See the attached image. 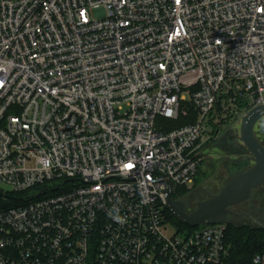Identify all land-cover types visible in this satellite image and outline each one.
<instances>
[{
    "label": "built area",
    "instance_id": "obj_1",
    "mask_svg": "<svg viewBox=\"0 0 264 264\" xmlns=\"http://www.w3.org/2000/svg\"><path fill=\"white\" fill-rule=\"evenodd\" d=\"M259 107L264 0H0V264H264L226 222L164 230L171 185Z\"/></svg>",
    "mask_w": 264,
    "mask_h": 264
},
{
    "label": "rangeland",
    "instance_id": "obj_2",
    "mask_svg": "<svg viewBox=\"0 0 264 264\" xmlns=\"http://www.w3.org/2000/svg\"><path fill=\"white\" fill-rule=\"evenodd\" d=\"M242 120H235L227 127H224L220 139L210 146L200 163L199 171L195 179L194 186L186 189L191 190L187 194H177L176 200L183 201L186 208L195 212L200 203L211 200L218 196L230 182L239 173L252 168L255 163L252 161V155L241 142ZM255 134L258 140L264 145V124L255 127ZM34 162H28V167H33ZM5 191L10 192V188L4 187ZM176 193L174 194L175 197ZM237 213L236 216L228 215L226 223L244 230H264V184L259 187L255 193L245 201L228 207ZM166 215L164 230L168 237L175 234H188L204 227H189L175 222ZM188 227V226H187Z\"/></svg>",
    "mask_w": 264,
    "mask_h": 264
},
{
    "label": "water",
    "instance_id": "obj_3",
    "mask_svg": "<svg viewBox=\"0 0 264 264\" xmlns=\"http://www.w3.org/2000/svg\"><path fill=\"white\" fill-rule=\"evenodd\" d=\"M263 116L264 107L255 108L242 119L241 125L240 140L252 155L255 165L228 182L218 196L198 204L197 210L189 214L183 201L174 200L171 185L167 192V209L178 223L188 227L224 223L232 214L227 208L247 200L253 190L264 183V145L255 134V127Z\"/></svg>",
    "mask_w": 264,
    "mask_h": 264
},
{
    "label": "trees",
    "instance_id": "obj_4",
    "mask_svg": "<svg viewBox=\"0 0 264 264\" xmlns=\"http://www.w3.org/2000/svg\"><path fill=\"white\" fill-rule=\"evenodd\" d=\"M189 113L187 116H180L176 121H164L166 131L181 128L186 125H191L197 120V112L193 109L191 105L188 106ZM191 190L186 188H177L174 200L177 198V194L183 195L189 193ZM4 198L0 193V203L3 204ZM168 217L174 219L173 216L167 211ZM177 222V221H175ZM178 223V222H177ZM181 225V224H180ZM187 229L189 227L185 226ZM228 242L232 246V253L235 262L237 263H249L252 257L264 250V230L263 229H253L244 230V228H237L231 226L228 223Z\"/></svg>",
    "mask_w": 264,
    "mask_h": 264
},
{
    "label": "flooded vegetation",
    "instance_id": "obj_5",
    "mask_svg": "<svg viewBox=\"0 0 264 264\" xmlns=\"http://www.w3.org/2000/svg\"><path fill=\"white\" fill-rule=\"evenodd\" d=\"M263 184H264V183H263ZM263 184H262V185H263ZM259 187H261V185H260ZM259 187L255 188V189L253 190V193H255V191H256ZM230 210H231L230 212H232V214H231L232 216H236V215H237V213H236L235 211H233L232 209H230ZM186 211H187V213H189V214H190V213H193V212H191V210H189V209H187V208H186ZM227 218H229V217L227 216Z\"/></svg>",
    "mask_w": 264,
    "mask_h": 264
},
{
    "label": "snow or ice",
    "instance_id": "obj_6",
    "mask_svg": "<svg viewBox=\"0 0 264 264\" xmlns=\"http://www.w3.org/2000/svg\"><path fill=\"white\" fill-rule=\"evenodd\" d=\"M129 167H131V166H129Z\"/></svg>",
    "mask_w": 264,
    "mask_h": 264
}]
</instances>
